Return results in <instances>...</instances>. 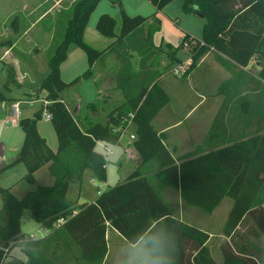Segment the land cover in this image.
I'll return each mask as SVG.
<instances>
[{"label": "trees", "instance_id": "1", "mask_svg": "<svg viewBox=\"0 0 264 264\" xmlns=\"http://www.w3.org/2000/svg\"><path fill=\"white\" fill-rule=\"evenodd\" d=\"M121 7V24L109 14H102L96 30L112 42L103 50L85 41V30L101 0H76L63 30L61 40L50 55L48 72L40 79L39 90L47 92L48 104L31 118L19 120L24 140L16 157L0 173L17 164L27 170L23 180L36 184V173L48 165L55 182L37 186L18 198L12 186H0V264L10 249L26 240L20 219L29 210L31 217L49 233L25 242L26 264H103L108 252L107 231L114 229L128 244L143 241L147 255L144 264H217L212 255L209 232L176 217L171 206L140 169L113 187H108L92 203L78 205L69 197L72 184H79L87 172L101 182L107 180V161L97 151V142L117 145L129 125L135 135L133 146L144 163L154 162V174L163 185L180 192L183 201L211 214L225 197L233 200L221 235L226 239L219 247L224 264H259L247 247V237H264V107L260 134L230 144L213 143L216 151L203 153L197 148L192 158L176 160L158 134L152 121L169 102V96L158 80L166 71L182 64L178 50L187 40H198L185 34L176 48L167 45V63L152 69L156 56L163 54L154 44L161 31L157 12L150 16H129ZM156 11L174 0H147ZM182 12L205 19L202 41L205 45L192 54V64L211 48L237 67L246 68L252 60L251 77L260 84L264 100V0H183ZM81 48L88 58V69L71 82L61 78V65L67 60L71 45ZM120 52L122 64L119 85L126 102L109 112L106 122L82 118L63 99L68 87L90 79L97 61L105 65L107 57ZM139 53V71L132 67L131 53ZM165 53V52H164ZM161 57V56H160ZM4 87L20 86L12 65H6ZM250 71V70H249ZM224 87V86H223ZM95 104H88L94 108ZM57 137L53 150L40 134L38 122L43 112ZM64 222L55 226L58 220ZM245 231L242 228L246 227ZM12 244V245H11Z\"/></svg>", "mask_w": 264, "mask_h": 264}, {"label": "rangeland", "instance_id": "2", "mask_svg": "<svg viewBox=\"0 0 264 264\" xmlns=\"http://www.w3.org/2000/svg\"><path fill=\"white\" fill-rule=\"evenodd\" d=\"M75 1L76 0H0V53H2L0 55L3 58L0 60V70L5 72L4 78L2 76L0 78V92H3L9 99L20 103L18 118L10 117V120L7 121L0 118V147L1 145L4 146L8 152L18 151L24 140V131L19 126V122L16 124L14 120L31 118L47 104V92L45 90H39L40 79L45 77L48 72V59L61 40L63 30L71 13V6ZM114 1L117 0H101L98 7L91 15L85 41L96 49L103 50L107 47L106 45H109L107 41L109 39L99 35L95 28L99 17L106 13L116 18L119 26L121 24V7L119 3H115ZM121 3L122 8L129 16H150L156 12L155 7L147 0H122ZM182 4L183 0H174L166 9L165 13L158 14V18L161 20V31L157 33L154 41L158 45L160 41L163 40V43L178 47L181 43V36H184L182 29L188 31L193 37L194 35L197 37L201 36V29L205 20H201L193 14L182 15ZM182 50V48L178 50V57L185 62L189 54L188 52L184 53ZM119 52L120 46L117 47V51L113 55L116 56ZM130 53L135 55L133 64L137 66V55H139V53ZM155 58L156 60L152 69L162 68L160 64H162L166 58L161 54L157 55ZM96 63L97 66L102 64L101 61H97ZM6 65L15 67L17 79L21 83L20 86L3 87L7 78ZM87 69V54L77 45H71L68 52V59L62 64L60 69L62 80L69 83L76 77L82 75ZM97 92L98 88L95 86V83L92 80L84 79L65 89L62 93V97L71 105L73 111H75L76 105L79 103L80 115L84 117L92 110L102 109V95H100L99 98ZM11 100H8V102ZM14 103L16 102H13V104ZM89 103L95 104L96 106L89 110ZM104 107V110L99 111L100 114L95 121L102 123L106 122L110 107ZM45 113L46 111L43 112L42 120L38 122V128L47 138L48 142L51 143L54 148H57L56 133L51 121L45 118ZM2 114L6 113L0 108V115ZM123 133L126 134L125 136H128V139L124 137V142L127 140H129V142L135 140L132 127H130L129 130L128 128L125 129ZM131 142L129 145H133ZM114 147L115 146L112 145L105 146L103 142L98 143L96 147L97 151L102 153L107 161V180L101 182L93 178L90 182L91 174L87 172L81 182V186L83 188L85 187V195H87V198H78L81 189L79 184H72L70 186L69 197L78 199V205L96 199L108 187L115 186L128 175L126 170H130V172L133 171L135 161L131 157L128 167H125V163L123 167L116 165L115 155H111V151H114ZM146 168L147 172L145 171V173L152 175L150 178L152 185L155 184L160 195L173 208L174 215L178 216L181 210L177 205L179 198L178 192L173 189L165 188L155 178H152L154 173L153 167ZM26 172L25 166L23 164H18L16 168L0 175V186L5 188L12 186V192L18 198H22L26 191H31L39 185L46 186L45 184H49L43 180L42 173L37 176L36 184H29L26 181H21V178ZM1 207L2 200L0 197V208ZM223 208L224 207L214 215H205L201 211H192L185 208L188 213L186 216L187 221L195 223L198 227L207 231H212L217 235L212 240V244L214 245L213 249L215 250L213 256L217 264H224L223 261H221L217 249L218 242L221 241L218 235L221 234L225 221ZM20 225L26 240L29 238L39 239L44 234L45 228L31 217L29 210H25L23 213L20 219ZM19 245L20 244H17L15 247ZM137 254L135 253V256L138 257Z\"/></svg>", "mask_w": 264, "mask_h": 264}, {"label": "crops", "instance_id": "3", "mask_svg": "<svg viewBox=\"0 0 264 264\" xmlns=\"http://www.w3.org/2000/svg\"><path fill=\"white\" fill-rule=\"evenodd\" d=\"M172 3L168 4L162 10L156 11L155 8V11L157 12V16L158 14L165 13L166 9ZM182 5H181V12H182ZM182 15H190V14H185L182 12ZM198 18L201 20H205L200 17ZM180 24H181V19H180ZM204 24L205 23H203V25ZM203 25H202V29H203ZM87 29H88V25L85 30V38H86ZM202 29H201V36L197 37L196 35H194V37L201 39ZM182 30L184 32V36L185 34H189L190 36H192L185 29ZM99 35L101 34L99 33ZM156 36L157 34L154 36V41ZM184 36L182 35L181 38L183 39ZM107 41L110 44L112 42V39H109ZM167 45L170 44L163 43V40L160 41L159 45L157 43L155 44L156 47L162 49L163 52L162 56H166L167 52L165 50H167L166 49ZM181 48L183 49L182 51L184 53L188 52L189 54L188 55L189 57L186 59L185 62H183L182 60L179 59L177 53V58L179 62L185 64L191 57V53L188 50H186L184 47ZM134 53L136 52L134 51ZM1 58L2 57L0 55V60L3 59ZM134 58L135 55L131 54L133 70L135 72H138L140 57L139 55H137L138 58V61L136 63L137 66H134L133 64ZM166 63H167L166 60H164L162 64H160L162 65L161 67L165 66ZM96 64L97 63H95L93 66L92 77L88 80H92L95 83V86H97L98 88L97 96L100 98V95H102L101 100L103 102V107L100 110H104L105 109L104 106L106 107L109 106L110 107L109 112H111L114 107L120 106L121 104H124L126 102L124 91L123 89L120 88L119 79H118L122 69V64L117 58V56L113 54L107 57L104 66L101 64L97 66ZM253 65H255L256 67L255 70H259L258 66L255 64V60H252L246 68H241V67H237L226 57H220L217 53L213 51H208L207 53L202 55L195 63V65L182 76H177L172 71H166L160 76L158 83L160 87L169 96V102L157 113V115L152 121V124L155 130L157 131V133L162 134L164 136V142L176 160H181V159L186 160L188 158H192L193 157L191 156L192 153L196 151L197 148H201V147L203 149L202 151L203 153L216 151L218 147H213L212 145L213 143L216 142H219L220 144H230V142L232 141L234 142V140H246L248 138L256 136V134H260V132L262 133L261 126L263 125L262 114H263L264 100L262 99L261 96L262 94H261L260 84L254 80L256 79L253 78L254 76L251 77L252 75L251 70ZM160 69L161 68H159V70ZM246 72L247 73L249 72L248 74L251 75L249 76L246 75ZM4 74L5 72L0 70V78L1 76L4 78ZM17 81L19 82L18 79ZM0 98H1L0 108H2L3 111H5L6 113L0 115V118L5 121L10 120V117H14L11 112V106L13 105V102H17V101H13L9 99L3 92H0ZM8 100L11 101L8 102ZM100 110L99 109L95 111L92 110L90 113L88 112L84 117L90 116L94 120H96L100 114L99 112ZM75 112L78 116H81L79 103L76 105ZM81 117L84 118L83 116ZM14 118H18V117H14ZM19 120L20 119H16L14 121L16 124H18ZM129 129L130 127L128 128V130ZM40 134L43 137H45L41 132ZM125 135H126L125 133L122 134L121 139L117 145H112L115 147H114V151H111V155L113 154L115 155L116 165L123 167L125 163V167H128L129 166L128 163L131 157L135 161V167L132 172H134L137 169H140L145 173V171L147 170L146 167H153L154 173L152 178H155L154 174L157 171L156 164H154V162L144 163L140 159V156L135 150L134 146L129 145L131 141L130 142L129 140L125 142L123 141L124 137L125 138L127 137L128 139V136ZM45 139L48 145L53 150L57 149L54 148L53 145L48 142L46 137ZM98 143L99 142H97V145ZM132 143L133 141L131 142V144ZM107 145L108 144H105V146ZM17 152L18 151L8 152L7 149L1 145L0 170L3 167H5L7 164H9L16 157ZM17 166L18 164L0 173V175L6 173L9 170L16 168ZM126 171L128 175L124 179H126L132 173L130 172V170L129 171L126 170ZM39 174L43 176V180L45 182L49 183V184H45L46 186L53 185V183L55 182L53 175L50 173L48 165L42 167L40 170L37 171L36 178ZM145 174L149 178H151L152 176L149 173H145ZM24 176L21 178V181H25L23 180ZM123 180H120L119 182ZM156 180L160 182L158 179ZM91 181L92 178H90V182ZM153 185L157 190L155 184ZM163 186L168 189H173L165 185ZM173 190L177 191L176 189ZM27 192L29 191H26V193ZM177 192L179 194L177 205L179 208H181V210L179 215L178 216L175 215V216L203 231L209 232L210 234L209 246L211 248L213 255L215 250L213 249L214 245L212 244V240L217 235H215V233H213L212 231H207L201 227H198L197 225H195V223L186 220V216L188 213L185 210V208H188L192 211L194 210L201 211V210H199L196 207L187 205L183 201L180 192L179 191ZM85 193H86L85 187L83 188L81 186L78 198L81 197L87 198V195H85ZM94 200L87 201L85 203H92L94 202ZM232 205H233V200L229 197H225L221 202V204L211 214L204 213L203 211L201 212L204 213L205 215H214L217 211L221 210L222 207H224L223 209H224V215L226 221V218L229 214L230 209L232 208ZM225 221L223 223V226L225 224ZM246 229L247 226L242 228V231H245ZM46 235L47 233L44 229V234L41 238L45 237ZM218 236L221 238V241L218 242L217 249L221 261H223L219 247L222 243L226 242L228 239H226L221 234H219ZM106 238H107L108 252L103 264H133V263L144 264L147 255V248H146V244L143 241H140L139 243L134 245L128 244L125 241V239L114 229H108ZM24 241L26 240H22L18 242L17 244H20L18 247H15L17 245L16 244L14 247L10 249L3 264L27 263ZM246 241L248 245L247 247L251 251L250 253L254 256V259L257 260L259 264H264V237L250 236L247 237ZM135 253L136 254L139 253L137 254L138 257L135 256Z\"/></svg>", "mask_w": 264, "mask_h": 264}, {"label": "built area", "instance_id": "4", "mask_svg": "<svg viewBox=\"0 0 264 264\" xmlns=\"http://www.w3.org/2000/svg\"><path fill=\"white\" fill-rule=\"evenodd\" d=\"M204 45H205V43H204V41H202V39L185 41L183 43V47L191 53V57L189 58V60L185 64H180L179 66H177L175 68V70H174V74L177 75V76H182L183 74H185L187 72L188 67L192 64V54L194 53V51L196 49L201 48ZM212 50L213 49L211 48L209 51H212ZM46 103L48 104V101ZM11 112H12L14 117H18L19 116V113H20V103L19 102H16V103H14L11 106ZM45 118L50 120L51 115L48 112H46L45 113ZM130 125H131V121H129V125L128 126L130 127ZM128 126H127V128H129ZM63 222H64V220L60 219V220L57 221L55 226H59ZM45 231H46L47 234L49 233L48 230L45 229Z\"/></svg>", "mask_w": 264, "mask_h": 264}]
</instances>
